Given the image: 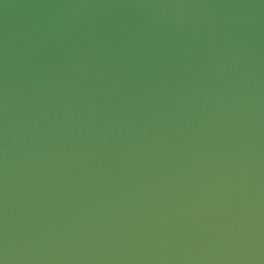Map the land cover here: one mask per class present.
Listing matches in <instances>:
<instances>
[{
  "label": "water",
  "instance_id": "1",
  "mask_svg": "<svg viewBox=\"0 0 264 264\" xmlns=\"http://www.w3.org/2000/svg\"><path fill=\"white\" fill-rule=\"evenodd\" d=\"M0 264H264V0H0Z\"/></svg>",
  "mask_w": 264,
  "mask_h": 264
}]
</instances>
